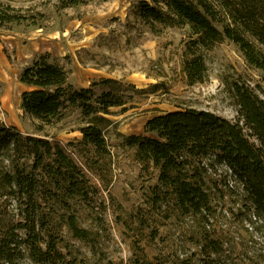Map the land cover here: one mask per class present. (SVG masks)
I'll use <instances>...</instances> for the list:
<instances>
[{
	"label": "rangeland",
	"instance_id": "374dc122",
	"mask_svg": "<svg viewBox=\"0 0 264 264\" xmlns=\"http://www.w3.org/2000/svg\"><path fill=\"white\" fill-rule=\"evenodd\" d=\"M137 1L85 0L73 8L57 9L56 0H0L4 10L9 7L11 13L34 16L20 23H0V122L23 135L66 146L90 188L69 209L77 227L86 232L84 237H74L64 226L60 247L75 264H264V225L252 216L232 179L227 176L231 190L222 184L212 187L208 211L182 215L159 187L157 170L143 169L134 150L116 135L153 136L144 131L147 120L187 108L236 122L234 85H248L264 99L262 75L233 43L222 40L203 52L205 82L189 85L182 68L191 40L188 27H167L158 35L149 32L132 14ZM44 52L69 75L79 69L82 82H69L75 88L98 83L83 82L95 74L87 67L117 82L114 89L126 109L111 108L106 116L116 123L105 132L108 155L79 144L81 122L76 109L67 110L60 121L42 131L23 113L20 95L26 88L19 82L20 71ZM75 60L78 64L73 68ZM93 88L97 93L113 89L98 84ZM244 132L253 142L246 128ZM214 160L195 161L208 167L205 164ZM214 169L216 173L209 170L204 180L223 177L222 166ZM62 214L59 210L54 215L59 219ZM205 237L216 245V253L205 245Z\"/></svg>",
	"mask_w": 264,
	"mask_h": 264
},
{
	"label": "trees",
	"instance_id": "16d2710c",
	"mask_svg": "<svg viewBox=\"0 0 264 264\" xmlns=\"http://www.w3.org/2000/svg\"><path fill=\"white\" fill-rule=\"evenodd\" d=\"M83 3L85 0H56V8ZM1 7L0 3L1 24L34 17ZM132 11L155 35L167 27H188L191 40L182 68L189 85L205 82L203 52L222 40L233 43L264 80V0H139ZM68 77V71L49 53L35 55L19 74V82L26 88L20 95V108L37 121V131L60 121L67 110H78L79 144L106 156L110 152L105 132L116 124L106 116L111 115V108L126 109L114 89L117 82L101 80L98 85L113 89L97 93L93 88L97 84L75 88ZM233 95L238 106L236 122L187 108L147 120L144 131L153 136L116 135L134 150L143 169L151 166L157 170L159 187L173 198L180 214L208 211L212 187L222 184L231 190L228 176L240 188L252 216L264 225V99L245 84H235ZM244 128L255 142L246 137ZM210 158L215 160L205 164L208 167L195 161ZM217 165L222 166L223 177L204 180L209 170L216 173ZM89 191L84 172L66 146L23 135L0 122V264H21L23 260L29 264H75L60 247L61 232L65 226L74 237H84L86 232L77 227L69 209L77 197L85 198ZM59 210L63 214L58 219L54 214ZM203 241L216 253L211 240L207 243L205 237Z\"/></svg>",
	"mask_w": 264,
	"mask_h": 264
},
{
	"label": "crops",
	"instance_id": "0c3cea01",
	"mask_svg": "<svg viewBox=\"0 0 264 264\" xmlns=\"http://www.w3.org/2000/svg\"><path fill=\"white\" fill-rule=\"evenodd\" d=\"M43 51H45V50H43ZM62 56H64V54ZM73 58H76V57L73 56ZM75 63L78 64V62L76 60L71 63L73 68H74ZM87 70L92 71L95 74H93V75H91L89 77H85L83 79V82H92V81L93 82H100L101 80L112 79L107 73H104L105 76L102 77V75H104V74L101 73L99 71V69L97 70V69H93V68H88L87 67ZM79 77H80L79 69L75 68L74 71L71 73V75H69L68 80H69V82H82V80L79 79Z\"/></svg>",
	"mask_w": 264,
	"mask_h": 264
}]
</instances>
